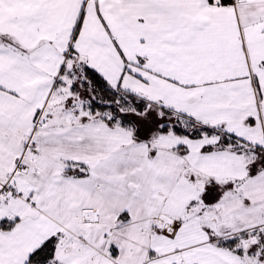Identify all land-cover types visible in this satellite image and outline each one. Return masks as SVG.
<instances>
[{
  "label": "snow or ice",
  "instance_id": "obj_1",
  "mask_svg": "<svg viewBox=\"0 0 264 264\" xmlns=\"http://www.w3.org/2000/svg\"><path fill=\"white\" fill-rule=\"evenodd\" d=\"M0 264H264V0H0Z\"/></svg>",
  "mask_w": 264,
  "mask_h": 264
}]
</instances>
